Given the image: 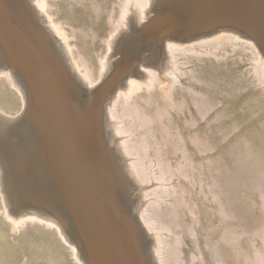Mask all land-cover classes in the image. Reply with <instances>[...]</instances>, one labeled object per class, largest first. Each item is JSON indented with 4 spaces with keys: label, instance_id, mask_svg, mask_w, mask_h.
Listing matches in <instances>:
<instances>
[{
    "label": "bare ground",
    "instance_id": "1",
    "mask_svg": "<svg viewBox=\"0 0 264 264\" xmlns=\"http://www.w3.org/2000/svg\"><path fill=\"white\" fill-rule=\"evenodd\" d=\"M120 3L122 5L120 7L121 11L118 14L119 19L124 23L130 22L132 26L129 32L118 39L113 37L114 34L110 35L106 44L108 47L107 50L114 47L115 51L117 49L118 52H122L121 59H119L117 63H114L111 67V72L107 76L106 74L109 71L108 64L110 63L107 62V55H104L101 61H99L100 70L98 71V75L96 73L97 76H95V73L93 74L90 69L91 65L89 67L86 65L88 61L86 60L87 62H85L82 58L85 64L81 57L75 53L70 34L64 28L65 26L63 27L60 20L56 18V14L52 10L53 6L49 0H0V132L9 135L11 141L17 145V152L20 157L19 163L21 162L20 164L23 166L21 169V175L23 176L20 178L21 182L19 183V189L34 202L33 204L21 203L17 194L6 184L4 167L0 163V212L3 214L5 222L9 225V229L6 228L14 233L21 232L28 223L48 229L51 235L52 232L50 233V230H53L55 232L54 235H57L60 240L56 241V244L60 246V243H62L64 248L65 246L67 247L75 260V262H73V259H71L74 264H84L82 260H84L86 264H153L149 258V249L153 251L154 260H156L155 264H170L171 260H169L170 262L168 260L165 262L163 258V256L167 255V253L166 255L164 254L165 249L163 251L164 255H162L161 250L163 239L165 238H162L159 227H157V225L155 226L157 223L154 222L158 221V219L155 218L156 215L154 217L156 220L152 219L153 215L152 218L148 220V224L152 225L151 228L157 230L155 239L149 242L143 229L142 232H140L139 219L143 218L144 213L152 214V210L149 213L146 212L150 205V200L147 199L149 198L146 194L147 192H144L146 196L143 194L141 199L133 196L136 189H133L135 184L131 180L129 173H132V167L135 170V165L134 163L132 165L133 160H131V164L128 165L126 163V158L121 156V147L122 145L124 146V141L122 140L118 143L117 139H119L118 137L121 134L122 138L125 131L121 126L124 125L121 124V116H118V113L115 114V106L118 105L119 101L122 100L125 102L130 97H133L134 94L137 95L136 93L138 91L140 92L142 89H144V91H149L152 90L154 86L155 90L152 92L155 91L156 94V84L158 90L159 88L162 90L164 97H168L169 100L174 103L173 88L176 84H179L181 74L184 75L186 73L181 65H189L193 59H196V57L194 58L192 55L189 56L188 52L195 53V55L212 54L216 57H224L227 55V52L237 51L241 54L243 52H249L250 62H254L253 71L256 80L261 86H264V33L260 31L257 23L252 18L253 16H258L259 13L264 10V0H175L173 4H170L169 0H158L154 6H152L153 2L151 3V0H121ZM179 12H182L183 17H180L181 13ZM151 13L154 14L150 17L149 15ZM170 14L176 15V19L181 20V22L179 20L180 23L177 21L176 27L174 28V31L177 33L173 36H170V33L162 34L160 37L154 36L153 28L155 25L161 22V20L166 19ZM149 17L150 21H146L147 23L145 25L137 26V23ZM7 20L9 22H7ZM120 20L117 21L120 22ZM113 26H116V23ZM114 28L117 30L116 27ZM114 28L111 30L115 31ZM160 32H170V29L165 27ZM256 43L259 45L260 49ZM222 51L225 53H222ZM146 52L150 54L146 56ZM244 57L246 58L247 56ZM197 59L200 60L199 57ZM69 66L77 70L80 78H82L87 85H92L101 79L102 81L94 91L86 92L83 96H80L71 80ZM140 66H143V68L146 67L148 71H143L144 73L141 72L139 70ZM154 68L162 72L159 80L155 75V80H158L156 84L154 82V74H151V71H153L151 69ZM46 69H53V74L45 75L44 72V75H41L43 73L41 71ZM97 69L98 67L96 70L93 69L94 72H97ZM10 70H13V76ZM194 72L189 74H194ZM249 73L251 75V71H249ZM105 76L107 77L105 78ZM192 77L193 76H191V79ZM195 77H197V75ZM195 79L197 80V78ZM188 80L190 82V79H187V81ZM161 85L163 87H161ZM189 88L188 90H190ZM4 89L6 90L4 91ZM188 90L183 92H188ZM176 91L175 95L177 94ZM190 91H192V89ZM7 94L9 95L8 97ZM155 94H153L154 98L156 97ZM162 94H160L159 98ZM144 95H147V93ZM149 96L151 97V95ZM191 96L193 97V95ZM14 97H16V100H21V106H18L19 109L15 112L12 111V109L15 108H12L14 102L11 103ZM135 97H133V99ZM146 97L148 96H145V99ZM150 97L149 100L152 99V101H147L151 104L155 99L152 97L150 99ZM168 98L161 99H165L168 102ZM139 99H143V96ZM158 99L155 100L157 103H159ZM193 99L199 101V99ZM131 100L128 101V105H130ZM132 102L134 101L132 100ZM135 102L134 105L137 107V101ZM142 102H144V100ZM126 103H124V106H126ZM206 103L208 102L206 101ZM119 104L123 105L122 103ZM208 104L205 106V109L209 108L207 107ZM134 105L131 104V107ZM163 105L165 107L164 102ZM160 106L161 105L157 107ZM178 106H180V104ZM166 107L169 108V105ZM179 108L181 107H178V109ZM211 108H215V106ZM187 110H189V108ZM19 112L22 113L21 116L17 117L16 115L17 118H15L14 115ZM126 112L128 113V111ZM164 112L166 111L164 110ZM189 112L190 110L188 113ZM130 114L131 113H129V115ZM124 116L123 119L125 118ZM214 122L215 121H213V123ZM167 127L165 126V128ZM223 136L225 137V135ZM240 143L242 142L240 141ZM246 143L243 145L247 146ZM252 143H254V140ZM245 146V149H251L250 146H247L248 148ZM258 146L259 145L256 147ZM208 148L207 150H209ZM250 149L248 150L249 152L251 151ZM134 152L136 153V151ZM241 152L239 153L241 154ZM252 152L254 153L253 149ZM257 152L258 151H256V153ZM248 154L250 153L247 152V155ZM236 155L234 158L237 160L239 157ZM247 155L244 156L247 157ZM231 156L234 155L231 154ZM244 156H242V158ZM251 157V155L248 156V158ZM245 158H243L245 161L252 159L251 162L253 161L252 164L255 165L254 163L256 162H254V158ZM256 159H258V156H256ZM236 160L234 159V162ZM249 162L250 161H248V163ZM251 162L249 163L250 165ZM242 163L245 164L244 162ZM123 165L128 167V173ZM50 167H59L60 174L58 177L52 174L53 171ZM195 178L192 176V180ZM198 178L199 177L196 179ZM53 179L57 187L54 186ZM158 179L160 180V178ZM142 180L143 178L141 181ZM198 180L203 181V178ZM196 181H193L195 185L197 183ZM48 188L51 195L54 196V199H47L45 196V193L49 194ZM247 188L249 189L250 186ZM184 190L185 188L182 189V191ZM205 191L201 192L205 193ZM162 194H164L163 191ZM260 194L262 195V193ZM158 196L160 197V194ZM158 196L156 198H159ZM161 196L163 197V195ZM162 197H160L161 200L165 196ZM59 198L61 200H59ZM182 199H178L181 201L180 206L178 205L179 207L183 204ZM162 201L156 200V202H158L157 204H161ZM177 201L174 205L176 207L177 203L179 204ZM156 202L154 201V203ZM166 203L167 202L163 204L165 205ZM160 204L159 208L161 206ZM169 204H171V202ZM189 204L191 205L190 202H188L187 205L189 206ZM167 206L169 205H165V208ZM170 208L169 210L171 211ZM160 209L157 210L160 211ZM191 209L193 208L191 207ZM160 213H162V210ZM81 215L89 222L88 229H86L81 222ZM157 216H159V214ZM162 216L163 215H161L160 218ZM1 220L3 219L0 218V221ZM161 220L162 219H160V221ZM75 221L79 226L78 228L76 227ZM199 221L200 220H198V222ZM5 222L2 221V223ZM2 223H0V225ZM161 225L159 224V226ZM163 225L162 228L164 226L166 227V225ZM165 227L164 229L167 230ZM169 227L168 229H170ZM28 228V230H30L29 225ZM44 229L41 228L40 231ZM155 229L153 230L155 231ZM5 231L7 232V230ZM6 232H4V229L3 232H0V263L5 259L3 263L7 261V264H12L14 252L10 248L8 234H6ZM40 233H42V231ZM45 233L47 234V230ZM88 233L91 235L92 241H90ZM78 234L81 235L82 239ZM48 237L46 236L45 238ZM22 239H24V236ZM166 239L169 240V238ZM47 242L48 241H46V243ZM167 244H165V246ZM36 245L37 244H35V246ZM42 245L41 243V247ZM49 246L45 245L41 249L37 248L40 249V253L36 254V259H34V261L38 263L42 261L43 264H61V260L63 261V259H66V256H64L65 253H62L64 258L60 260L61 257L59 258L56 256L58 253L55 255L51 249L52 247ZM32 248L31 246V249ZM56 248L57 247H55V249ZM176 249H174V252ZM137 253L140 254V257ZM257 253H259V251ZM257 253H255V255ZM166 257L169 258V256ZM171 259L173 261L172 257ZM174 259H176V257ZM179 262L177 261V263ZM183 263H185V261Z\"/></svg>",
    "mask_w": 264,
    "mask_h": 264
},
{
    "label": "rangeland",
    "instance_id": "2",
    "mask_svg": "<svg viewBox=\"0 0 264 264\" xmlns=\"http://www.w3.org/2000/svg\"><path fill=\"white\" fill-rule=\"evenodd\" d=\"M49 1L53 6L52 10L56 14V18L60 20L63 27L65 26L64 28L70 34L71 42L74 44L75 53H77L78 56L81 57V59L83 58L85 62L88 61L86 64L82 59L83 62L86 65H88V67L91 65L90 69L92 70L93 74L95 73L94 74L95 76L98 75V71L100 70L99 61H101V58L104 55H107V62L110 63L108 64L109 71L106 74L108 76V74L111 72L112 69L111 67L114 65V63H117L119 59H121L122 52L119 51L120 52L119 53L117 49L115 51L114 47L110 48L111 50L109 49L110 50L109 52V50H107L108 47L106 41L109 39L110 35L113 34H114L113 37L115 39L120 38L122 35L129 32L130 31L129 29L132 26L130 22L124 23L121 22V20L119 19L118 14L121 11L120 9L122 5L120 3L121 0H86V1L85 0H49ZM157 2L158 0H151L152 6H154L155 3ZM173 2H175V0H169L170 4H173ZM96 5L100 6L101 8L97 7ZM179 13H181L180 17H183L182 12ZM153 14L154 13H151L149 16L151 17ZM150 17L144 21H141L140 23H137V26L145 25L148 21H150ZM176 18H177L176 15L170 14L166 17V19L161 20V22L157 23L153 28L154 36L160 37L162 36V34H169V33L170 36L175 35L177 32L174 31V28L176 27L177 21L179 22L180 20ZM252 18L257 23L258 27L260 28V31L264 33V10H262V12L259 13L258 16L256 15L253 16ZM117 20L118 21L120 20V22H118ZM7 22L9 21L7 20ZM114 22L116 23V26H113L115 25ZM114 27H116L117 30ZM165 27H168L170 29V32H164V33L160 32ZM113 28L115 29V31L111 30ZM256 45L260 49L257 43ZM222 53L225 52L222 51ZM149 54H150L149 52L145 53L146 56ZM226 54L227 55H225L224 57L220 56L221 57L220 58L212 54L211 55L205 54L206 56L204 54H196L197 55L196 56L195 53L188 52L189 56L192 55L194 58L196 57V59H193V61L191 62L192 64L190 63L191 65L190 64L189 65L187 64L188 66L183 64L181 65V67L186 73L184 75L181 74V76L184 77L180 76L179 84H176L173 88L174 90L173 95L175 98L174 103H172L168 97H164V95L162 94V90L160 88L158 90L156 83L161 78L162 72L154 68L151 69L153 70L151 71V74L152 75L154 74L153 75L154 77L156 75L158 79L155 80L156 77L155 78L153 77L154 82L156 84L155 85L156 94L155 91L152 92L153 90H155L154 86L153 89L149 91L148 90L144 91V89H142L143 91L142 90H140V92L138 91L136 93L137 95L134 94L133 97L136 96L135 98L139 99L140 97L143 96V99L136 100L134 98L135 99L134 100L133 97H130L129 99L130 100L132 99L134 101L132 102L131 100L130 105H128L129 104L128 101H130L129 99L126 100L125 102L121 100L118 102V105H116L114 109L115 114L118 113V116H121L122 118V120L120 119L122 121L121 124H124L121 126L122 129H124L125 131L123 133L124 136H122V138H121L122 134L118 137L119 138V140L117 139L118 143L123 140L127 153L129 154V152L131 151L129 154L130 157L129 161H126V163L129 165L131 164L130 162H132L131 160H133L132 165L134 163L135 172H137V174L140 175L139 177L141 179L143 178L144 180V181L142 180L143 183L148 186L146 191H144L147 192L146 194L149 196V198L147 197L146 198L150 200V205L148 208L149 211L147 210L146 212L149 213L152 210L151 212L152 214L150 213L148 214V220H150L153 215L152 219L153 220L158 219V221L160 222L159 223L158 221H155L154 223H157L155 224V226L157 225V227H159L160 232L162 234L161 235L162 238L163 237L165 238L163 239L164 248L162 245L161 251H162V255L164 254L166 255L167 253L166 256H169V258H167L166 256H163V258L165 262L166 260L168 261L171 260V262L169 261L170 264H255V263L264 264L263 261L264 260L263 259L264 258V253H263L264 251V246H263L264 245L263 244L264 243L263 241L264 240V194H263L264 193L263 192L264 191V168H263L264 167L263 164L264 163V156H263L264 155V88L263 87L264 86H261V84H259L258 81L256 80L253 71L254 62L253 61L250 62L251 59L249 52L246 53L243 52L241 54L235 51L230 53L227 52ZM244 56L247 57L245 58ZM198 57L200 58V60L197 59ZM91 67L94 70H96V68L98 67L97 72L96 71L94 72V70ZM190 68L192 69L194 68L193 71ZM139 70L141 72L148 71V69H146V67L143 68V66H140ZM69 71H70L71 80L75 85L76 91L79 92L80 96H83V94H85L86 92L83 90L82 86L78 82L77 77L79 76V74L77 73V70L69 66ZM249 71H251V75ZM41 72H43L41 75H44V72L45 75L46 74L52 75L54 70L46 69ZM191 72H194V74L193 73L189 74ZM196 75L197 77H195ZM107 76H105V78ZM191 76H193L192 79L195 77L197 78V80L195 78H194L195 80L194 79L192 80ZM187 79H190V82L189 80L187 81ZM101 81L102 79L89 86L95 88L101 83ZM207 85L211 88H209ZM161 87L163 86L161 85ZM187 87L188 88L191 87L189 89L190 90L192 89V91L188 90ZM194 88L196 91L194 90ZM186 89L188 90V92H183V91H187ZM5 90L6 89H4V91ZM175 91L177 93L176 95H175ZM150 92L155 94L157 98L156 97L154 98L153 94ZM146 93L147 95H144ZM148 94L151 95V97L155 100L159 98L160 94H162L163 97L161 96L158 99L159 103L153 100V103L151 102L150 104L148 103V101L150 102L152 101V99ZM191 95H193V97ZM8 96L9 95L7 94V97ZM145 96L148 97H146L145 99ZM149 97L151 100H149ZM161 98H165V99L168 98V102L167 100ZM193 98H196V100L199 99V101L197 100L198 101L197 102ZM205 99L208 103L209 102L210 103L209 104L206 103ZM19 100L20 99L16 100V97L13 98L11 102V103L14 102V104H12V108L15 107L12 109L13 112L17 111L21 106L20 103L21 100L20 101ZM143 100L144 102H142ZM135 101H137L138 104V105L136 104L137 107H135L134 105L136 103ZM163 102L165 104V107L163 105ZM119 103H122L123 105H120ZM124 103H126V106H124ZM167 103L169 105V108L166 107L168 106ZM178 103L180 104V106H178L179 105ZM131 104L134 106L131 107ZM158 104L161 105L160 106L161 108L157 107L159 106ZM207 104H208L207 107L209 108L206 107L207 109H205V106ZM213 106H215V108H211ZM178 107L181 108L178 109ZM188 108L190 110L189 112L190 114L188 113L189 111L187 110ZM164 110L166 112H164ZM124 111L125 112L128 111V113L127 112L125 113ZM129 113L131 114L129 115ZM21 114L22 113L19 112L15 114L14 117L17 118L21 116ZM123 116L125 117L124 119ZM185 120H187L188 123ZM213 121H215L214 122L215 124L213 123ZM165 126L168 127L165 128ZM223 135H225V137ZM180 139H182L183 141ZM253 140L254 143H252ZM240 141L242 143L244 142L243 144L251 141L250 143H246L248 147L249 146L251 147V149L249 148L251 151L249 152L248 151L249 149L248 150L245 149L244 148L245 145L240 143ZM239 145L241 148L239 147ZM252 145L253 146L255 145L254 148ZM257 145L259 146L256 147ZM247 146L245 147L248 148ZM207 148L209 150H207ZM244 149L247 151H245ZM252 149L254 153L252 152ZM134 151H136V153ZM241 151L245 152L246 154ZM256 151L258 152L256 153ZM239 152L243 154L241 155ZM247 152L250 154L247 155ZM251 152L253 153V155ZM231 154L234 156H231ZM254 154L255 155L257 154L256 156H258V159H256V156ZM235 155L238 156L239 158L238 157L237 158L241 160L238 159L236 160V158H234ZM244 155H247V157ZM250 155L252 156L251 158H254L255 160L254 162H256L254 163L255 165L252 164L253 162V161L251 162L252 159L248 158V156ZM242 156H244L243 158L246 157L245 159H251V160H246L247 163L248 161H250L251 165L249 164L250 162L247 164L246 161L242 158ZM18 158L20 161L19 156ZM234 159L236 160L235 162ZM242 162H244L246 165L243 164ZM199 164L201 167L199 166ZM20 167H23L22 164H20ZM123 167L128 173L127 170L128 167L124 165ZM50 168L53 171L52 174L57 175L58 177V175L60 174L59 167H50ZM186 171L189 173H187ZM160 174L162 177L160 176ZM22 176L23 175H21V177ZM192 176L193 178L199 177L198 179L203 178V181L201 180L202 181L201 182L196 178L195 179L197 181L195 179L192 180ZM158 178H160V180ZM193 181L197 182L196 185L194 184L195 182ZM53 182H54V186L57 187L54 179ZM246 186L247 187L250 186V188L248 189ZM160 187H164V188H160ZM184 188L185 190L182 191V189ZM133 189L136 188L134 187ZM162 191L164 192V194H162ZM201 191H205V193ZM144 192L143 194H145ZM259 192L262 193V195ZM48 193L49 194L45 193L47 199H54V196L51 195L49 188H48ZM159 194L160 197H162L161 195H163V197L165 196L164 198L162 197L163 201L158 196ZM133 196H136V192L133 194ZM157 196L159 198H156ZM142 197L139 198L141 199ZM176 198L177 200L179 198L182 199L183 204L181 205V207H179L181 201L180 200L177 201ZM59 200L61 199L59 198ZM156 200L162 201L161 204L160 203L159 204L164 207L160 206L161 208L160 209L159 204H157L158 202H156ZM0 201H1V197H0ZM154 201L156 203H154ZM176 201L179 202V204L177 203V207L174 206ZM165 202H167L165 205H169L166 208L165 205L163 204ZM170 202L173 207L171 206V204H169ZM188 202H190L192 206L190 204L188 206L187 205ZM191 207L193 209H191ZM169 208L171 209L172 214ZM157 209H160V211ZM161 210L163 214L160 213ZM156 212L159 214V216H157L158 214ZM0 214H1L0 218L3 219L0 221V223H2V221L5 222L3 218V214L1 212ZM161 215L163 216L160 218ZM81 216H82L80 218L82 220L81 222L83 223L84 227L88 229L89 222L83 215ZM154 217L156 219H154ZM160 219L162 220L160 221ZM198 220L200 221L198 222ZM2 224L0 225L1 228L0 232L1 231L3 232V229L4 232H6L5 230H7L6 234H8V241L10 244V248L12 249L15 255V256L13 255L12 257L13 260L12 264H43L42 261L38 263L37 261H34V259H36V254L40 253V249L45 245L46 246L50 245L55 255L58 253L56 256L59 258L61 257L60 260L64 258L63 254L65 253L64 256H66V259H63V261L65 260L64 262L61 260V264L62 263L74 264L73 262H75V260L71 255V253L69 252V250L67 249V247L65 246L64 248L63 244L60 242H57L60 243V246L56 244V241H60V240L57 237V235H54L55 232L53 230L51 231L49 229L50 233L52 232L51 235L49 234L48 229L45 228L47 230V234H46L45 233L46 230L42 226L28 223L26 227L23 228L24 230L22 229L21 232L14 233L8 230L9 225L7 222ZM75 224L76 227L78 228L79 226L76 221ZM159 224L166 225V227L164 225L163 226L167 228V230L164 229V227L162 228V225L159 226ZM28 225L30 227V230H28L29 229ZM150 226L152 225L150 224ZM167 226L168 227L170 226L169 227L170 229H168ZM41 228L44 229L41 230L43 234L40 233ZM190 228H194V229H190ZM139 229L140 232H142L140 223H139ZM156 231L157 230L155 229V232ZM190 231H193L194 233ZM176 233L179 235H177ZM23 236L24 239H22ZM46 236L49 237L45 238ZM30 237L33 239H31ZM79 237L81 238V235H79ZM27 238L30 239L31 242ZM166 238H169V240ZM89 239L90 241H92V237L90 234H89ZM174 240H176L177 242ZM28 241L29 243L32 244H29ZM46 241L48 242L46 243ZM41 243L43 244L42 247H41ZM164 243L165 244L170 243L169 245L168 244L166 245L169 247H166ZM35 244L37 245L35 246ZM198 244L201 249L199 248ZM31 246L33 247L32 249ZM55 247L57 248L55 249ZM58 247L61 249H59ZM62 248H64L65 250ZM176 248H179L180 251L179 249ZM164 249H165V253L163 252ZM174 249H176L175 252ZM258 251L259 253L260 252L261 253L260 254L257 253ZM255 253H257L258 255L257 254L255 255ZM137 255L140 257L139 253H137ZM170 255L173 258V261ZM175 257L176 259H174ZM149 258L153 262V264L156 263V260H154L155 258L153 256L152 249H149ZM71 259H73V262ZM180 259H182L183 261ZM4 260L0 264L8 263L7 261H5L6 263H3ZM82 261L84 264H86L84 260ZM177 261L180 262L177 263ZM184 261L185 263H183Z\"/></svg>",
    "mask_w": 264,
    "mask_h": 264
},
{
    "label": "water",
    "instance_id": "3",
    "mask_svg": "<svg viewBox=\"0 0 264 264\" xmlns=\"http://www.w3.org/2000/svg\"><path fill=\"white\" fill-rule=\"evenodd\" d=\"M10 73L13 76V74H14L13 70H10ZM78 82L81 84V86L85 92L94 91L96 88V87L94 88V87L87 85L83 81V79L80 77L78 78ZM121 149L123 152V153L121 152V156L123 158L126 157V159L128 161L130 157H129V155H128V153L125 150V147L123 145H122ZM0 163L4 167V171H5V175H6L5 179H6V184L8 185V187L14 193L17 194L21 203L33 204L34 202L31 199H29L19 189V186H20L19 183L21 182L20 178H21L22 167H20V163H19L17 145L13 141H11V139L9 138V135L1 133V132H0ZM131 172L132 173H129V176L135 184L136 197H142L143 192L146 191L148 186L145 185L143 183V181H141V178L139 177L137 172H135L133 167L131 168ZM140 224H141V227H142L147 239L149 240V242H152L155 239L157 233L148 224V214L144 213L143 218L140 219Z\"/></svg>",
    "mask_w": 264,
    "mask_h": 264
}]
</instances>
